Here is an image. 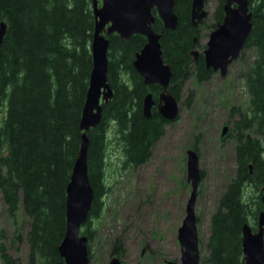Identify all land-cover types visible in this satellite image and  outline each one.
<instances>
[{
    "label": "trees",
    "instance_id": "16d2710c",
    "mask_svg": "<svg viewBox=\"0 0 264 264\" xmlns=\"http://www.w3.org/2000/svg\"><path fill=\"white\" fill-rule=\"evenodd\" d=\"M224 3L216 0L207 28L222 21ZM190 4L191 0H175L178 24L173 30L165 29L153 11V28L162 33L163 59L172 67L169 91L178 100L185 80L193 76L202 83L213 73L201 52L196 61L191 55L199 26L191 24ZM249 8L252 28L240 55L248 48L254 51L244 72L249 105L246 110L233 107L238 116L233 132L226 133L234 140L235 169L210 216L203 259L209 264H244L242 226L251 222L256 229L264 195V0H249ZM1 21L6 29L0 43V197L13 223L20 214L27 217L25 234L17 230L16 235L27 246L26 264H65L58 245L65 230V188L80 146L79 122L92 68V0H0ZM145 41L140 34L127 40L115 33L109 36L107 77L113 94L102 103L100 122L87 133L94 194L89 218L98 216L107 191L109 130L121 145L125 163L138 166L151 157L169 123L157 110L162 88L145 85L132 64ZM148 92L155 101L150 117L142 112ZM89 222L83 232L90 240ZM0 238L2 264H21L9 252L4 229ZM119 252L114 248L111 256L119 257ZM89 255L91 259V251Z\"/></svg>",
    "mask_w": 264,
    "mask_h": 264
},
{
    "label": "rangeland",
    "instance_id": "374dc122",
    "mask_svg": "<svg viewBox=\"0 0 264 264\" xmlns=\"http://www.w3.org/2000/svg\"><path fill=\"white\" fill-rule=\"evenodd\" d=\"M215 6L216 0H205L209 15L199 25L195 46L199 52L211 31L206 24ZM243 53L229 64L224 77L217 71L202 83L193 76L185 80L179 93L178 117L166 124L164 135L145 163L126 164L121 145L113 129L109 130L104 166L107 191L101 196L98 216L89 218V264H107L114 248L120 251L121 264H166L170 259L181 262L177 233L191 191L186 180V151L190 148L197 152L202 172L195 203L200 264H209L203 259L210 216L235 169L234 140L230 135L221 136L222 127L227 125L232 133L238 116L233 107L246 110L249 105L244 72L254 51L248 48ZM246 191L257 194L250 188ZM27 222L20 214L17 224L13 223L0 197V232L4 229L9 252L21 264H26L27 246L18 242L16 235L17 230L25 234ZM85 228L82 226V231Z\"/></svg>",
    "mask_w": 264,
    "mask_h": 264
},
{
    "label": "water",
    "instance_id": "95a60500",
    "mask_svg": "<svg viewBox=\"0 0 264 264\" xmlns=\"http://www.w3.org/2000/svg\"><path fill=\"white\" fill-rule=\"evenodd\" d=\"M174 3L175 0H92L95 18L90 44L92 68L79 122V129L82 132L80 146L65 188V230L58 245V252L65 264L90 262L89 237L82 231V226L89 218L94 197L88 175L87 133L100 122L102 103L107 102L113 94L107 77V53L111 34L115 33L126 40L133 34H140L146 38L144 45L135 52L132 64L145 85L157 84L162 88L157 101V110L161 117L167 121H174L178 117L179 102L169 91L172 67L163 59L160 42L162 33L153 28L156 16L160 18L165 29L173 30L177 27L178 16ZM223 11L222 21L209 33L205 48L201 52L205 67L213 72L218 71L221 77L227 74L229 64L241 55L252 28L249 0H225ZM208 14L205 0H191L190 20L193 27H198ZM5 29L6 24L1 21L0 43ZM193 42H196V36L193 37ZM198 54L196 48L191 50L195 61ZM154 103L152 93L145 94L142 112L146 117H150ZM228 129V126L224 125L221 136H224ZM186 154V180L190 183L191 191L177 233L181 246L180 264H199L195 203L201 171L197 152L190 148ZM260 200L262 207L257 215L256 229L254 230L249 222L242 226L244 264H264V195H261ZM107 264H121V261L114 255ZM168 264L178 263L168 261Z\"/></svg>",
    "mask_w": 264,
    "mask_h": 264
},
{
    "label": "flooded vegetation",
    "instance_id": "af4514ba",
    "mask_svg": "<svg viewBox=\"0 0 264 264\" xmlns=\"http://www.w3.org/2000/svg\"><path fill=\"white\" fill-rule=\"evenodd\" d=\"M256 135H257V133H255ZM185 206H186V204H185ZM185 206H184V212H185ZM184 215H185V213H184ZM183 219V218H182ZM197 220H198V217H197ZM182 222V221H181ZM168 261H175V262H177L178 264H180L178 261H176L175 259H170V260H166V264H168Z\"/></svg>",
    "mask_w": 264,
    "mask_h": 264
}]
</instances>
